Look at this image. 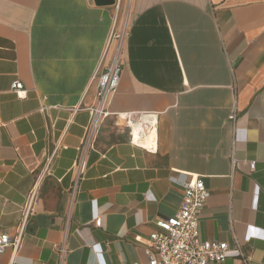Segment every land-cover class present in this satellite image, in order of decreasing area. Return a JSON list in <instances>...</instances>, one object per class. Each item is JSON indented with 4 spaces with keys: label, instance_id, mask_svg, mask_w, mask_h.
Returning <instances> with one entry per match:
<instances>
[{
    "label": "crops",
    "instance_id": "0c3cea01",
    "mask_svg": "<svg viewBox=\"0 0 264 264\" xmlns=\"http://www.w3.org/2000/svg\"><path fill=\"white\" fill-rule=\"evenodd\" d=\"M129 4L0 0V234L25 225L0 264L144 263L191 177L209 193L201 238L231 247L221 264H245L235 240L264 264V0ZM126 24L110 116L82 151L95 76ZM127 112L159 114L155 151L130 141L114 116Z\"/></svg>",
    "mask_w": 264,
    "mask_h": 264
},
{
    "label": "built area",
    "instance_id": "2783aa9c",
    "mask_svg": "<svg viewBox=\"0 0 264 264\" xmlns=\"http://www.w3.org/2000/svg\"><path fill=\"white\" fill-rule=\"evenodd\" d=\"M131 0H129V3ZM128 34V25L120 32H114L110 37L108 48L103 57L104 66L95 76L97 81L96 102L89 109L90 123L82 143V151L93 149L101 125L110 116L109 106L121 81L123 71L122 55L125 40ZM16 89H21V84L16 83ZM116 121L125 126L130 135V141L148 151H155L158 146V120L159 114L154 112H127L114 114ZM236 115H233L234 119ZM153 146V147H152ZM86 161L80 155L76 165L78 180L74 184L77 189L79 181L86 171ZM255 170V163H251ZM184 196L177 213L170 218L158 219L154 231L145 246L147 261L138 264H221L228 257L230 245L226 242L203 240L200 236L202 212L209 196L203 179L191 177L182 182ZM33 210V197L26 207L25 217ZM95 223L101 225V220L96 217ZM25 225L23 224L18 234H0V256L6 250L15 246L19 248ZM235 248L243 258L245 264L250 259L243 252L242 245L235 240ZM66 251L61 250L62 259Z\"/></svg>",
    "mask_w": 264,
    "mask_h": 264
},
{
    "label": "water",
    "instance_id": "95a60500",
    "mask_svg": "<svg viewBox=\"0 0 264 264\" xmlns=\"http://www.w3.org/2000/svg\"><path fill=\"white\" fill-rule=\"evenodd\" d=\"M98 6H112L116 3V0H94Z\"/></svg>",
    "mask_w": 264,
    "mask_h": 264
},
{
    "label": "rangeland",
    "instance_id": "374dc122",
    "mask_svg": "<svg viewBox=\"0 0 264 264\" xmlns=\"http://www.w3.org/2000/svg\"><path fill=\"white\" fill-rule=\"evenodd\" d=\"M126 1V3H127V7L130 5L129 4V0H125ZM127 9V11H125L126 12V15H125V20L127 19V15H128V13H129V9L128 8H126Z\"/></svg>",
    "mask_w": 264,
    "mask_h": 264
},
{
    "label": "bare ground",
    "instance_id": "6f19581e",
    "mask_svg": "<svg viewBox=\"0 0 264 264\" xmlns=\"http://www.w3.org/2000/svg\"><path fill=\"white\" fill-rule=\"evenodd\" d=\"M153 147V146H152Z\"/></svg>",
    "mask_w": 264,
    "mask_h": 264
}]
</instances>
